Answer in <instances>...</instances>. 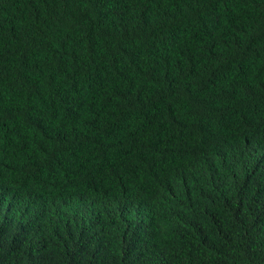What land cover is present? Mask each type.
Instances as JSON below:
<instances>
[{
    "label": "trees",
    "instance_id": "obj_1",
    "mask_svg": "<svg viewBox=\"0 0 264 264\" xmlns=\"http://www.w3.org/2000/svg\"><path fill=\"white\" fill-rule=\"evenodd\" d=\"M0 264H264V0H0Z\"/></svg>",
    "mask_w": 264,
    "mask_h": 264
}]
</instances>
